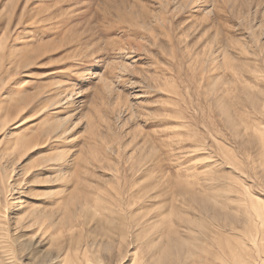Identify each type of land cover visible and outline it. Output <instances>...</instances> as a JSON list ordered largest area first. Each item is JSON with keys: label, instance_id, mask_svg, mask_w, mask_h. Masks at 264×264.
Listing matches in <instances>:
<instances>
[{"label": "rangeland", "instance_id": "374dc122", "mask_svg": "<svg viewBox=\"0 0 264 264\" xmlns=\"http://www.w3.org/2000/svg\"><path fill=\"white\" fill-rule=\"evenodd\" d=\"M254 201L264 0H0V264H169Z\"/></svg>", "mask_w": 264, "mask_h": 264}, {"label": "bare ground", "instance_id": "6f19581e", "mask_svg": "<svg viewBox=\"0 0 264 264\" xmlns=\"http://www.w3.org/2000/svg\"><path fill=\"white\" fill-rule=\"evenodd\" d=\"M251 204L249 210L252 228L248 232L240 231L239 235L229 237L222 233L219 221L227 220L226 224L231 226L232 218L219 206H200L199 210L206 214V220L210 224L205 227L201 225L203 237L188 243L177 238L170 239L162 250L163 255L171 254L169 264H264V205L258 201ZM55 258L58 256L53 258L50 255L42 259V262L51 264ZM94 259L95 263L101 264L100 258ZM91 261L87 259L85 264H90ZM59 264L72 263L66 255ZM132 264L142 263L136 260Z\"/></svg>", "mask_w": 264, "mask_h": 264}]
</instances>
